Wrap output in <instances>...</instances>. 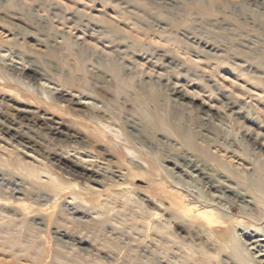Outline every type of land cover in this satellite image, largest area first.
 I'll list each match as a JSON object with an SVG mask.
<instances>
[{
	"label": "rangeland",
	"instance_id": "374dc122",
	"mask_svg": "<svg viewBox=\"0 0 264 264\" xmlns=\"http://www.w3.org/2000/svg\"><path fill=\"white\" fill-rule=\"evenodd\" d=\"M5 1L9 6L8 11H4L5 16H13L11 11L18 12V17L26 13L30 22L39 15L48 17L50 32H56L61 36L58 42L66 46L77 44V47L80 46L89 55L108 58L106 61L113 63L117 74L120 70L115 59L117 50L126 52L128 60L140 74H133L124 81L125 89H121L123 95L128 96L129 90L133 91V87L137 86L141 74H147L168 76L173 86L185 91L191 98L196 97V106L203 105L201 112L189 113L190 109H181L173 104L170 122L172 124L168 125L170 128L164 120L165 111L161 109L156 111L157 122L152 117L149 102L141 103L139 110L142 108L140 112L144 113V117L151 118L150 125H155L157 122L158 130L160 129L161 132L168 130L170 135L172 133L170 142L172 145L181 148L180 144L182 146L186 144L185 147L183 146L186 150L201 155L212 163L217 157L216 152L220 151L215 147L209 148V144L201 142L205 139L210 140L208 137L204 138V135L211 137L213 135L199 129L203 123L199 115L209 107L221 110L228 121L223 131L221 127L219 129L225 140H228L231 152L234 149L237 153H228L226 156L221 149L222 156L220 153L217 157L220 161L216 159L215 164L218 162L219 166L221 163V167L228 168L236 181H239V178L234 165L243 172H251L250 168L254 166L249 162L254 163L255 157L250 147L237 141L244 132H248L258 139L260 148L264 151V0H171L167 4L163 0ZM36 9L38 15L34 11ZM0 29V37L3 40L24 42L25 46L30 45L31 50L41 55L40 60L43 57L51 60V57H47L48 53L44 52L45 48L37 46V39L23 37L24 40L21 35L15 39V32L6 21L1 19ZM111 40H118L123 46H118L110 42ZM128 42H133L140 50L139 56L131 54V49L127 48ZM51 43L49 41V44ZM143 50H147L148 53L141 52ZM160 50L169 52V63L161 57H158L162 60L159 62L154 59L161 54ZM5 51L0 52L1 58L5 59L2 64L21 67L22 62ZM151 57L153 61H150ZM97 59L98 57L95 58ZM56 60L53 61L56 66L69 68V64L58 63V59ZM39 82L45 83V88L48 92H52L53 96L56 95L57 90L62 89L49 82ZM154 90L162 91L158 88ZM163 97L164 95L160 93L161 101ZM0 98V102L5 101L4 104L8 105L2 104V114L10 119L16 118L17 114L20 116L22 129L26 124L37 131L34 136L32 134L34 149L22 146L19 142H23V139H16L13 133L0 132V264H193L194 260L201 262L198 264H202L203 260L206 261L205 264L207 261H211V264H222L224 258L218 251L219 247L207 248L203 242H199L193 236L190 229L188 231L184 227L187 226L186 224L165 223V219L169 216L167 212L159 211L164 217L163 222L153 218L150 220V212L158 211L153 204L144 202L145 195L153 196L156 192L152 177L132 174L127 177L128 179L125 177L126 181H122L124 183L122 186L111 185L109 181H103L104 186L97 185L93 181L94 178L99 179L103 176L94 173V170L100 171V168L104 167L101 172L106 169V172L110 171L114 174L116 167L125 164L114 151L109 150L108 145L106 152L98 147H90L89 151L94 154L92 156L95 159L83 154L76 155L85 163L96 162L93 164L95 166L93 170L87 172L85 178L64 175L60 168L65 167L66 163L57 162L60 161L59 157L45 150V142L53 140L52 143H56L59 140L47 134L48 128L43 121L31 120L30 116L24 118L16 112L17 105L14 102L8 101L5 97L0 96ZM73 98L74 103H77L80 99L79 93L66 92L63 100L70 107H74ZM227 98L234 102V105L243 107L240 114L234 113L238 109L229 111V107L225 105ZM29 101L32 106L46 110L36 101L31 99ZM82 103L91 107L98 105L103 108L102 110L114 109L112 106L103 107L102 104L92 100H82ZM115 111L119 112V109ZM206 130L209 131V128L206 127ZM70 133L73 134L72 131ZM80 136L84 137L83 134ZM68 138V141L64 140L66 144L79 145L71 136ZM197 150L201 153L199 154ZM205 152L210 157L215 153L213 155L215 158L206 157ZM144 155L146 156L145 152ZM158 158L149 160L157 163L160 160ZM257 163H254L256 167L253 169L258 175L252 176L253 183L264 190V163L260 161ZM162 165L163 170H167L165 173L173 174L171 175L173 179H169L170 181L180 180L182 183H192L202 189V186L182 169H176L169 163ZM128 166L125 164L124 167ZM122 171L128 173L127 170ZM50 177L53 179L55 177L57 183L61 187L65 186L66 189V193L61 195L62 197L58 196L57 200H55L54 188L56 184L55 181L53 183L50 181ZM80 190V197L86 200L89 206L81 201L69 206L66 203L72 201L69 195L78 194ZM212 194L215 198L221 196L217 192ZM19 203L27 204L25 206L34 211L31 216L25 218L21 215L23 207ZM37 219L42 220L44 225H39L40 222H37V225L31 223ZM260 222L263 223L264 220ZM258 227H249V223L238 225L235 233L252 254L255 263L264 264L262 242L254 243L255 241L249 238L250 233H254ZM56 229L69 232L70 238L59 237L61 239L57 240L54 237ZM259 238L264 240L262 236ZM81 239L87 242L82 245L77 243ZM202 249L208 253H215L214 251L217 250L214 254L217 257L216 261L213 257L207 260L208 255H205L207 252L202 253ZM35 251H39L37 253L39 257ZM196 262L194 264H197Z\"/></svg>",
	"mask_w": 264,
	"mask_h": 264
},
{
	"label": "bare ground",
	"instance_id": "6f19581e",
	"mask_svg": "<svg viewBox=\"0 0 264 264\" xmlns=\"http://www.w3.org/2000/svg\"><path fill=\"white\" fill-rule=\"evenodd\" d=\"M163 1H166L167 4L171 0ZM5 2V0H0V19L6 21L11 30L15 32V39L20 35L22 36L21 38L28 37L29 39H37L38 45H36L45 48L44 52L48 53H46L47 57H51V60L45 57L42 58L43 61L42 59L40 60L39 58H41V55L31 50L30 45L25 46V44H23L24 42L15 43L13 40L12 42H7L0 37V52L5 51L6 48L7 50L5 52H10L9 54L11 56H14L22 62L19 68L16 66H6L2 64L5 59L3 60L0 56V96L3 98L5 97L12 103L14 102L17 105V107L14 106L16 112L21 114L24 118L30 116L31 120L43 121L44 125L48 128L47 134L53 135L56 140H59L58 142L56 141V143H52L53 140L52 142H45V150L51 155L59 157L60 161L57 162L66 163L65 167L61 166L60 168L63 174L72 177H81V179L85 178L87 175L86 173L93 170L92 168L95 167L93 164L96 162L90 161L89 163H85V161L79 160L76 155L83 154L89 158L95 159V157L92 156L94 154L89 151L90 147H98L106 152L108 151V149L106 150V145H108L110 146L108 147L109 150L114 151L130 168L127 169L128 167H124L125 164H120V166L116 167L114 170V174H112L110 171L106 172V169L101 172V170H104V167H99L101 169L100 171H93L99 176H103V178L99 179L98 177L94 178L93 181L97 183V185L104 186L103 181H109L112 183L111 185L116 184L122 186L124 184L122 181H126L125 177L127 178L129 175L150 176L153 179L152 182L156 188V192L153 196L145 195L144 202L150 205L153 204L158 210L150 212V220L152 218L157 221L162 220L164 217L159 211L167 212L169 216L165 219V223H171V225L173 223H175V225L178 223L186 224L189 228H187V226L184 227H186L187 230L190 229L193 236L199 240V242H203L207 248L210 249L214 246H217L216 248L219 247L218 251L221 252L220 255L221 257L223 255L224 258L223 260L221 259L222 264H256L252 254L245 248L241 239L237 237L235 229L236 226L247 223H249V227L259 226L255 229L256 231L254 233H250L249 238L254 240V243L262 242V247H264V240L259 238L260 236L264 237V222H260L264 220V190L255 186L252 177L253 175H258V172L253 169L256 167L254 163L258 161L264 163V151L260 148L261 144L258 142V139L244 131L241 138L238 139L237 142L239 144L250 147L251 153L256 158H254V160L258 161H254V163L249 162L254 166L250 168L251 172H243L238 166L234 165V169L238 173L236 174L237 178H239V181H236L235 176H233L228 168L221 167L220 162V166L217 164L218 162L215 164L216 159L220 161V158L217 157L220 153L222 156L221 149H223V153H226V156L228 153L236 152L234 149L231 152V146L229 147V143H227L228 140H225L219 129V127H221L223 131V127L227 125L226 121H228L226 115H224L221 110L209 107L208 110L201 115L198 114L199 118L203 120L199 129L213 135V137L204 135V138L208 137L210 140L208 141L205 139L201 142L209 144V148L215 147V149H219L220 151L218 153L216 152L217 157L215 160H212L214 162L212 163L205 160L201 155H196L186 150L184 148L186 144L183 145L184 147L180 144L181 148L172 145L170 143L172 141V133L170 135L168 130L161 132L160 129H157L156 125L158 121L155 113L159 109L166 113L165 119L162 118L167 122V126L172 124L170 122L172 120L171 109L174 108L172 107L173 104L181 109H190V112L188 111L189 113H191V111H195L196 113L201 112L203 108L201 106L203 105L196 106V97L193 98L192 96L191 98L185 91L183 92L178 89V87L173 86L168 76H149L147 74H141L137 86L135 85V87H133L134 90H129L128 96H125L121 92V89H125L124 81L132 77L133 74H140V72L136 71V67L132 65V62L128 60V57L125 55L126 52L117 50L115 59L116 63L120 66V70L117 74L113 68V63L106 61L108 58L101 55H89L83 48L80 46L77 47V44L66 46L64 43L58 42L61 36L56 32H50L48 17L45 18L39 15L36 16L37 18H35L33 22H30L26 13H23L21 15L22 17H18V12L11 11L13 16H5L4 11H8L9 9L8 2ZM34 11L36 13L38 9ZM3 17H6V19H3ZM38 36L41 38H38ZM49 41L52 43L49 44ZM110 42H114L118 46H123L118 40H111ZM44 43H48L49 45H45ZM128 43L129 45L127 48L129 50L131 49V54L139 56L138 53L140 50L133 42ZM160 51L161 54L157 55V58L155 57L154 59H157V62H159L162 60L158 57H161L164 61L168 62L170 59L169 52L164 50ZM141 52L145 54L148 53L147 50ZM96 57H98L97 60H95ZM53 59H58V63L64 62L70 66L68 69L60 68L54 64ZM150 61H153V58ZM39 81L49 82L62 89L57 90L56 95L53 96L51 95L52 92H48L45 88V83L42 84ZM155 88L162 91L158 92L154 90ZM69 91L79 93L80 95V99L77 103H74L73 98L72 104L74 103V107H70V105L63 100L65 93ZM160 93L164 95L163 101L159 98ZM30 99L36 101L46 110L34 105L32 106V103L29 101ZM82 100H92L93 102L102 104L103 107L112 106L114 109L102 110L103 108H100L98 105L94 107L86 106L82 103ZM146 101L151 105L152 117L157 121L155 125H150L152 122L151 118L144 117V113L140 112L142 108L139 110L141 103ZM4 102H0V132L13 133L16 139H23V142H19L22 146L27 149H34L32 147V141L37 131L26 124L24 129H22L19 120L20 116L17 114L16 118L11 119L2 114V106H8L6 103L4 104ZM225 105L229 107V111L238 109L239 111H234L235 114H240L243 110L242 106L234 105V102L228 100V98ZM117 109H119V112L115 111ZM184 111L183 113H185ZM173 115L175 116V114ZM206 127L209 128V131L206 130ZM168 128L170 127L168 126ZM71 131L73 134L70 133ZM81 134L84 135L83 138L80 136ZM69 136L79 145L66 144L65 141L69 140ZM158 136L160 138H158ZM183 148L185 150H183ZM193 151L195 150L193 149ZM198 151L199 150H197V152ZM144 152L148 157L144 155ZM211 153L212 152H210V154ZM214 154L212 153V157H210L206 155L205 152L204 155L213 159L215 158L213 156ZM157 157L160 159L157 163L149 160L152 158L156 159ZM244 157L245 156H243V158ZM163 163L173 164L176 169H182L185 173L189 174V177L194 178V180L202 186V189H199L192 183L185 184L180 180H178L179 182L170 181L169 179L172 178L171 175L173 174L170 175L169 172L165 173L166 169L163 170ZM111 168L113 169L114 167ZM122 170H127L128 173H123ZM52 177L49 179L52 183L55 181V200H57L58 196L66 193V189L65 186L62 185L63 187H61V185L57 183L55 177L54 179ZM242 178L246 180H241ZM260 181H258V183ZM48 183L50 184V182ZM261 185L263 184L261 183ZM261 185L260 187H262ZM212 192H217L221 196L215 198ZM80 196L81 190L78 194H70L69 198H71L72 201L66 203L69 204V206H73L81 201L87 205L88 203L86 200H83ZM164 202L169 205L165 206L166 203L164 204ZM19 204L23 207V213H21L23 217L25 216V218H28V216H31V213L34 212L30 207L25 206L27 204ZM76 212H78V210ZM163 221L164 220H162V222ZM37 222H40L39 225H44L40 219L33 220L31 223L37 225ZM54 235L57 240L61 239L59 237L70 238V233L65 230L56 229ZM192 240L194 239L192 238ZM85 242H87V240L81 239L77 243L82 245ZM189 247H191V245ZM213 249H211V251ZM204 250L202 249V253L207 252ZM38 252L39 251H37L36 254ZM214 252L216 253L217 250ZM207 253L205 254L208 255V258H206L207 260H209V258L211 260V257L214 259L217 258L214 256L215 253ZM37 257H39V254H37ZM195 262L194 260L193 264ZM199 262L196 263L198 264ZM205 262L203 260L202 264H205ZM209 263L211 264L212 262L207 261L206 264Z\"/></svg>",
	"mask_w": 264,
	"mask_h": 264
}]
</instances>
